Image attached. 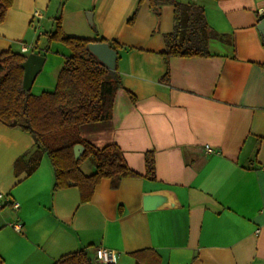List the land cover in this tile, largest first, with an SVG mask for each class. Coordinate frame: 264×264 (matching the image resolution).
Wrapping results in <instances>:
<instances>
[{
  "label": "crops",
  "instance_id": "obj_1",
  "mask_svg": "<svg viewBox=\"0 0 264 264\" xmlns=\"http://www.w3.org/2000/svg\"><path fill=\"white\" fill-rule=\"evenodd\" d=\"M195 3L223 37L208 39L210 56H171L163 83L171 3H161L157 16L138 0H12L0 22V53L45 57L32 94L54 90L69 53L45 36L58 17L70 35L121 45L112 117L81 124L79 132L97 148L117 144L137 175L115 187L102 178L84 200L77 186L54 190L46 156L30 174L16 170L34 140L0 122V264H53L79 249L94 259L98 246L116 250V264H135L131 253L143 249L160 264H264V35L256 28L264 0ZM147 151L154 179L146 177ZM79 167L94 171L90 158ZM148 193L157 199L144 209Z\"/></svg>",
  "mask_w": 264,
  "mask_h": 264
},
{
  "label": "trees",
  "instance_id": "obj_2",
  "mask_svg": "<svg viewBox=\"0 0 264 264\" xmlns=\"http://www.w3.org/2000/svg\"><path fill=\"white\" fill-rule=\"evenodd\" d=\"M147 1L157 16L160 4L173 5L174 28L163 34L165 50L161 52L166 69L159 78L169 83L171 56H210L208 39L218 37L207 24L204 10L195 0H138V5ZM12 0H0V22L4 20ZM136 11V10H135ZM134 12L128 23L135 18ZM48 42L58 41L69 53L56 78L53 91L32 94L22 86L23 66L27 54L10 50L0 53V122L9 127L29 133L33 148L15 161V168L25 169L30 174L41 158L46 156L53 170V189L77 186L82 199L90 197L95 185L102 179L111 180L113 187L126 176H136L122 154L120 147L111 143L97 148L84 140L79 132L81 124L106 120L112 117L116 91L122 87L117 66L107 68L88 49L92 41H106L116 51L121 48L116 40L104 38L86 39L70 35L61 27L57 18L55 28L45 34ZM223 37V36H219ZM133 98V96L130 94ZM83 148L79 158L74 157L73 147ZM86 158L94 163V171L84 174L79 165ZM146 177L155 178V160L152 151L144 154ZM135 264H160L158 256L143 249L131 253ZM53 264H96L86 249H79L60 256Z\"/></svg>",
  "mask_w": 264,
  "mask_h": 264
},
{
  "label": "water",
  "instance_id": "obj_3",
  "mask_svg": "<svg viewBox=\"0 0 264 264\" xmlns=\"http://www.w3.org/2000/svg\"><path fill=\"white\" fill-rule=\"evenodd\" d=\"M256 28L261 35H264V16L259 20ZM88 49L100 60L107 68L114 69L116 66L117 51L110 46L106 41H92L88 43ZM45 57L39 53H29L25 60L22 62L23 78L22 86L25 91H29L30 86L36 75L42 69ZM83 148L80 144H75L73 147L74 157L77 159L81 156ZM156 193H148L143 197L144 209H151L154 207L152 204L157 197Z\"/></svg>",
  "mask_w": 264,
  "mask_h": 264
},
{
  "label": "built area",
  "instance_id": "obj_4",
  "mask_svg": "<svg viewBox=\"0 0 264 264\" xmlns=\"http://www.w3.org/2000/svg\"><path fill=\"white\" fill-rule=\"evenodd\" d=\"M36 17H41V15L36 12L34 14ZM29 50V46L27 45H22L21 51L22 52H27ZM205 149L208 152L212 151V148L209 145H205ZM13 207L17 208L18 203L14 201ZM16 229L20 228L19 224H14ZM117 258H118V252L114 249L103 247V246H98L94 249V261L96 264H116L117 263Z\"/></svg>",
  "mask_w": 264,
  "mask_h": 264
}]
</instances>
